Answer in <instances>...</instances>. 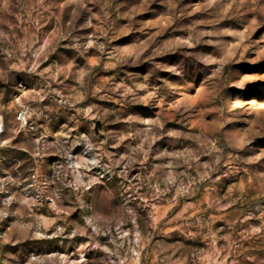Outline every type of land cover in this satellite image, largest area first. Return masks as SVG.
Listing matches in <instances>:
<instances>
[{
    "label": "rangeland",
    "instance_id": "obj_1",
    "mask_svg": "<svg viewBox=\"0 0 264 264\" xmlns=\"http://www.w3.org/2000/svg\"><path fill=\"white\" fill-rule=\"evenodd\" d=\"M0 264H264V0H0Z\"/></svg>",
    "mask_w": 264,
    "mask_h": 264
},
{
    "label": "built area",
    "instance_id": "obj_2",
    "mask_svg": "<svg viewBox=\"0 0 264 264\" xmlns=\"http://www.w3.org/2000/svg\"><path fill=\"white\" fill-rule=\"evenodd\" d=\"M2 130H1V126H0V134H1Z\"/></svg>",
    "mask_w": 264,
    "mask_h": 264
}]
</instances>
